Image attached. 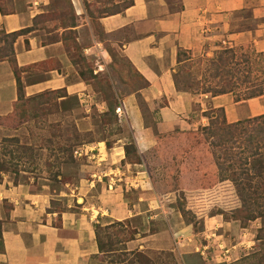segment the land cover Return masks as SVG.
I'll return each mask as SVG.
<instances>
[{"label": "crops", "instance_id": "crops-1", "mask_svg": "<svg viewBox=\"0 0 264 264\" xmlns=\"http://www.w3.org/2000/svg\"><path fill=\"white\" fill-rule=\"evenodd\" d=\"M51 1L56 8L55 0H0V34L32 28L34 20L50 10ZM126 1L120 11L104 14L97 20L101 31L112 36L111 46L117 48L142 82L138 90L118 99L123 111L120 121L127 124L130 141L116 139L110 146L104 141L82 145L90 151L82 157L88 160L83 172L89 173L80 178L78 185H66L67 189L59 195L38 189L32 182H14L1 173L0 264H93L100 256L96 224L123 222L155 210L153 199H144L148 202L143 211L136 204H129L126 192L128 185L136 183H142L144 188L147 184L152 186L148 166L160 137L174 132L183 135L206 126L208 118L203 114L210 108L223 109L228 123L264 114V96L236 102L231 94L194 95L179 89L175 80L179 65L209 54L215 42L229 46L252 43L257 52H264V0ZM70 4L81 19L83 0H70ZM244 12L249 13L252 28H241ZM80 28L79 24L75 28H59L52 32L58 39L47 44L35 35L36 30L15 40L12 48L16 65L26 69L20 77L22 90L27 97L63 91L67 97L81 104L87 102L103 114L106 104L95 101L92 86L79 76L69 46L62 39L69 29ZM94 53L93 46H83V55ZM99 56L106 62L105 51ZM49 62L52 67L39 75L37 67ZM102 68L99 63V71ZM17 99L12 67L7 59L0 60V120L13 113ZM139 99L146 106L145 114ZM148 114L154 116L153 122H147ZM130 144L138 162L129 161L125 154L124 147ZM110 184L114 186L110 188ZM159 198L156 197L161 203L162 196ZM51 202L64 206L57 210ZM183 230L172 235L178 236ZM167 237L162 230L148 232L140 240L161 249L169 243Z\"/></svg>", "mask_w": 264, "mask_h": 264}, {"label": "rangeland", "instance_id": "rangeland-1", "mask_svg": "<svg viewBox=\"0 0 264 264\" xmlns=\"http://www.w3.org/2000/svg\"><path fill=\"white\" fill-rule=\"evenodd\" d=\"M55 4L56 8L52 7L54 2L51 1L50 10L34 20L32 28L37 31L35 35L47 44L58 39V35L52 34L55 30L81 25L78 31L69 29L63 33L62 39L69 46L78 72L84 75L79 76L92 86L95 101L104 102L108 113L106 110L100 114L95 106L90 108L87 102L81 104L64 96L63 92L50 91L39 98H35L38 95H24L16 103L13 113L0 120V164L2 173L14 182H32L38 189L45 188L49 193L59 195L67 189L66 185H78L80 178L89 173L83 172L88 160L73 156L76 148L98 141H104L108 146L116 139L130 141L129 128L117 117L115 109L119 106V97L138 90L142 82L117 48L111 46L112 36L101 31L97 20L104 14L120 11L127 4L126 0H83L81 19L75 15L70 0H55ZM242 16L241 28H252L249 13L244 12ZM80 38L82 41L78 42ZM2 39L0 35V50L6 51L8 46L1 43ZM88 45L95 48V53L87 57L82 54V49ZM104 51L108 54L106 62L99 56ZM262 53L257 52L252 43L229 46L215 42L209 54L179 65L175 80L180 85L179 89L208 97H211L209 93L203 94L205 90L227 80L240 83L249 76L250 80L258 83L264 78ZM220 57L224 65L227 61L225 71H228V76H221L222 72L216 76L213 62ZM99 63L103 65L101 71ZM49 67H52V62L38 66L39 75ZM18 74L21 77V73ZM138 102L145 114V104L140 99ZM217 109L210 108L205 113L220 121L222 113ZM147 116V122H153L154 116ZM201 128L186 131L183 135L174 132L160 137L148 166L152 186L147 184L144 188L142 183H136L128 185L129 191L126 192L129 204H136L143 211L148 202L144 199H153L155 210L129 219L126 230L137 232L135 239L126 241L128 233L121 232L119 239L122 243L118 246L128 251L145 252L155 260L163 251L172 252L174 257L168 264H250L253 259L247 258L264 247L256 241L260 221L246 222L232 214L240 207L239 198L229 181L220 182L213 149ZM128 159L139 161L136 154H130ZM159 196H162L161 203L156 199ZM140 198L143 199L141 203L138 202ZM52 203L51 207H57V210L64 206ZM181 229L184 230L178 236L172 235ZM162 230L168 236L165 241H169L164 248L148 242L142 244L140 239L148 232L154 234ZM104 232L115 239V232L120 231L117 227L103 231L102 242L106 241ZM134 241L142 244L143 248L136 243L133 245ZM98 262L96 260L93 264Z\"/></svg>", "mask_w": 264, "mask_h": 264}, {"label": "trees", "instance_id": "trees-1", "mask_svg": "<svg viewBox=\"0 0 264 264\" xmlns=\"http://www.w3.org/2000/svg\"><path fill=\"white\" fill-rule=\"evenodd\" d=\"M32 30L33 28H28L10 34H0L3 37L2 41L8 46L6 51L0 50V60L7 59L12 67L17 83L18 102L24 97L18 73H22L26 69H20L16 65L12 46L19 36L26 35ZM261 55L264 56V53ZM223 61L220 57L216 62H213L216 76H219L220 72H222L221 76L223 74L228 76V71H225L227 61L225 60V65ZM79 74L84 77L83 73L80 72ZM232 76H229L231 80L234 79ZM227 81L221 83L222 85H216L214 88L205 90L203 94L209 93L211 97L231 94L236 102L264 95V78L258 83L250 80L249 76L244 77V80L240 83ZM55 92L62 93L63 91ZM43 95V93L38 94L35 98ZM217 110L222 113L221 120L208 116L209 113H204L203 115L208 118V125L202 127L201 131L206 135L209 145L213 149V157L220 182L229 181L239 198L240 207L232 211V214L236 219L245 220L246 222L259 220L261 226L258 229L256 241L264 246V114L244 121L228 123L223 109L219 108ZM106 112L108 113V110ZM106 146H108L107 143ZM124 149L128 158L130 154H135L133 144L126 145ZM72 152L73 150H71V157ZM1 173L2 165L0 164ZM128 222V220L115 222L106 227H102L100 224L95 225L96 242L100 254L97 264H168L167 262L173 259L172 252L163 251L155 260L147 256L145 252L128 251L126 248L118 246L122 243L119 239V233L121 232L128 233L129 237L126 241L135 239L134 236L137 232L133 231L132 233L126 230ZM114 227L119 228L120 231L115 232V239L104 232L106 241L102 242L101 233ZM247 259H253L250 264H264V247Z\"/></svg>", "mask_w": 264, "mask_h": 264}, {"label": "built area", "instance_id": "built-area-1", "mask_svg": "<svg viewBox=\"0 0 264 264\" xmlns=\"http://www.w3.org/2000/svg\"><path fill=\"white\" fill-rule=\"evenodd\" d=\"M115 112H116V115L117 117L120 119L122 118L123 116V111H122V108L120 106H117L116 109H115ZM90 151H87V149L85 148V146H81V147H78L74 150L73 152V156L75 158H82L84 156H87V154H89ZM111 188V187H110Z\"/></svg>", "mask_w": 264, "mask_h": 264}]
</instances>
